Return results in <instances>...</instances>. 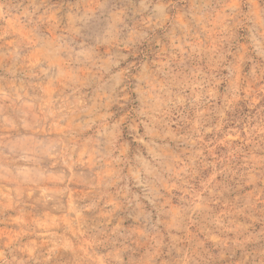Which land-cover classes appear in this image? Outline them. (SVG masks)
<instances>
[{
  "label": "rangeland",
  "instance_id": "1",
  "mask_svg": "<svg viewBox=\"0 0 264 264\" xmlns=\"http://www.w3.org/2000/svg\"><path fill=\"white\" fill-rule=\"evenodd\" d=\"M0 264H264V0H0Z\"/></svg>",
  "mask_w": 264,
  "mask_h": 264
}]
</instances>
